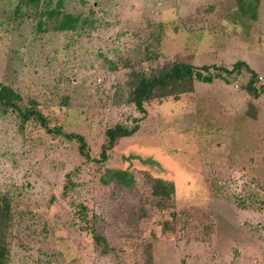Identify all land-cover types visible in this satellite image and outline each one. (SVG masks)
Returning a JSON list of instances; mask_svg holds the SVG:
<instances>
[{"label": "rangeland", "instance_id": "rangeland-1", "mask_svg": "<svg viewBox=\"0 0 264 264\" xmlns=\"http://www.w3.org/2000/svg\"><path fill=\"white\" fill-rule=\"evenodd\" d=\"M237 1L0 0V84L81 135L92 160L106 129L139 126L96 163L76 142L0 113V193L18 196L19 211L7 264H264V94L245 92V68L193 81L191 93L145 104V114L127 101L130 72L172 63L242 61L264 87V0L252 15ZM63 14L79 19L74 30L57 29ZM152 178L173 184L167 205Z\"/></svg>", "mask_w": 264, "mask_h": 264}, {"label": "trees", "instance_id": "trees-1", "mask_svg": "<svg viewBox=\"0 0 264 264\" xmlns=\"http://www.w3.org/2000/svg\"><path fill=\"white\" fill-rule=\"evenodd\" d=\"M41 0H19L22 6L38 5ZM239 9L243 12L254 13L255 4L253 0H239L237 1ZM57 15L60 12H52ZM60 15V14H59ZM79 19L70 14H63L59 20L57 29L59 31H72L76 28ZM243 68L250 74L248 82L245 85V92L252 98L257 99L264 94V87L256 86L257 75L253 72L247 64L242 61L234 63L230 70L216 67V66H201L195 67L185 63H172L166 68H162L157 72L144 73V71L133 70L129 73L126 80V87L128 91L127 101L131 103L135 109L145 114L144 105L151 102L160 103L163 99L172 98L179 100V97L186 93L193 91V81L202 83H211L214 79H222L224 75L229 76L233 73H239ZM213 70V74L208 72ZM203 73H206L205 75ZM24 103L18 106L19 103ZM9 111L16 112L20 127H23L27 122L33 121L44 130L45 133L51 136L63 137L69 142H76L78 144V153L85 161H93L96 163H104L116 144L122 138L131 137L138 129V119L134 120V125L131 128L122 124H114L112 127L104 131V140L100 146V152L97 159H91L88 153V145L86 140L79 134L64 132L63 127L57 123H52L40 111L39 104L33 99H29L27 103L22 99V96L13 88L0 84V113L6 114ZM108 179L116 183L126 184L122 181L115 172L107 170ZM67 184L63 186L62 196L70 191L73 183L67 179ZM151 193L153 196L159 198L162 206L170 202L174 196V186L171 182L164 181L160 178H152ZM10 194L0 193V264H7L9 256V234L14 225V217L19 212L16 204V198ZM77 213L82 217V221H86L85 213L87 208L83 205L76 207ZM91 228V227H90ZM86 228L92 235L94 243L101 247L102 252L110 251L105 238L97 234L93 229Z\"/></svg>", "mask_w": 264, "mask_h": 264}]
</instances>
